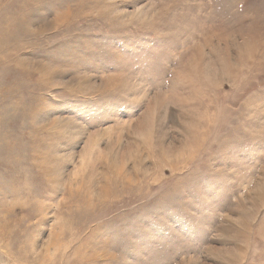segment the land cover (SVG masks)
I'll return each mask as SVG.
<instances>
[{"label": "rangeland", "instance_id": "rangeland-1", "mask_svg": "<svg viewBox=\"0 0 264 264\" xmlns=\"http://www.w3.org/2000/svg\"><path fill=\"white\" fill-rule=\"evenodd\" d=\"M0 264H264V0H0Z\"/></svg>", "mask_w": 264, "mask_h": 264}]
</instances>
